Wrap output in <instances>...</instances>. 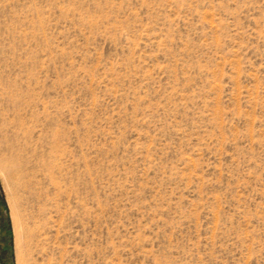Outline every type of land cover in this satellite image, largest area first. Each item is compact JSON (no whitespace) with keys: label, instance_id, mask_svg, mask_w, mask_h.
<instances>
[{"label":"rangeland","instance_id":"obj_1","mask_svg":"<svg viewBox=\"0 0 264 264\" xmlns=\"http://www.w3.org/2000/svg\"><path fill=\"white\" fill-rule=\"evenodd\" d=\"M8 245L0 263L264 264V0H0Z\"/></svg>","mask_w":264,"mask_h":264},{"label":"bare ground","instance_id":"obj_2","mask_svg":"<svg viewBox=\"0 0 264 264\" xmlns=\"http://www.w3.org/2000/svg\"><path fill=\"white\" fill-rule=\"evenodd\" d=\"M12 217H13V224H14V230H15L17 249L19 251L20 243H21L22 230H21V225H20V222H19V220L17 218V213H16L15 209L12 210Z\"/></svg>","mask_w":264,"mask_h":264},{"label":"trees","instance_id":"obj_3","mask_svg":"<svg viewBox=\"0 0 264 264\" xmlns=\"http://www.w3.org/2000/svg\"><path fill=\"white\" fill-rule=\"evenodd\" d=\"M11 253V248L8 246L4 247L1 249V252H0V257H2V255H10ZM0 264H9L8 262H6L5 260L0 263Z\"/></svg>","mask_w":264,"mask_h":264}]
</instances>
